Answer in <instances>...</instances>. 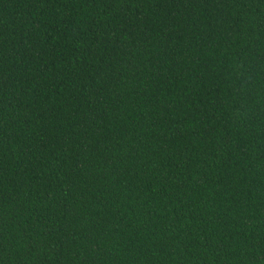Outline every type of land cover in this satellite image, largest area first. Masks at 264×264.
<instances>
[{
    "label": "trees",
    "instance_id": "trees-1",
    "mask_svg": "<svg viewBox=\"0 0 264 264\" xmlns=\"http://www.w3.org/2000/svg\"><path fill=\"white\" fill-rule=\"evenodd\" d=\"M0 264H264V0H0Z\"/></svg>",
    "mask_w": 264,
    "mask_h": 264
}]
</instances>
